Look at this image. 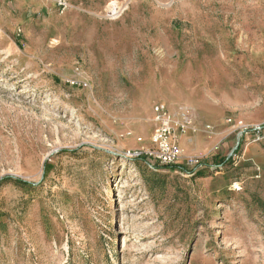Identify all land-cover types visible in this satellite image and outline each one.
Listing matches in <instances>:
<instances>
[{"label":"rangeland","instance_id":"obj_1","mask_svg":"<svg viewBox=\"0 0 264 264\" xmlns=\"http://www.w3.org/2000/svg\"><path fill=\"white\" fill-rule=\"evenodd\" d=\"M65 1L0 0V264H264V0Z\"/></svg>","mask_w":264,"mask_h":264},{"label":"built area","instance_id":"obj_2","mask_svg":"<svg viewBox=\"0 0 264 264\" xmlns=\"http://www.w3.org/2000/svg\"><path fill=\"white\" fill-rule=\"evenodd\" d=\"M59 5L63 8L67 7V1L59 0ZM114 6V5H112ZM113 9V7H112ZM113 12L120 11V7L116 4ZM182 121L175 119V116L166 103L159 102L153 107V123L154 131L151 139L152 146L144 151H129L126 156L129 158H145L151 163L161 166H173L182 160L188 162L196 171L204 170L206 165L200 158L187 157L180 146L178 133H186L190 129V121L186 114L181 115ZM229 123H233L231 120ZM237 130L243 129L248 131V127L240 124H233ZM254 142H264V128L257 126L253 128ZM195 133V131H194ZM130 134L128 133L127 136Z\"/></svg>","mask_w":264,"mask_h":264},{"label":"crops","instance_id":"obj_3","mask_svg":"<svg viewBox=\"0 0 264 264\" xmlns=\"http://www.w3.org/2000/svg\"><path fill=\"white\" fill-rule=\"evenodd\" d=\"M213 121V120H212ZM234 122V124H240V123H242L243 124V122L242 121H239V120H235V121H233ZM244 125V124H243ZM250 125H257V124H250ZM233 131H236V127H235V125H233L232 126V128H231ZM224 131H222L221 133H220V135L223 133ZM209 138H210V136H209ZM201 141V143H203V146H205V145H210L211 144V142H212V140H206V138L205 139H200ZM264 144V143H263ZM185 147H187L186 146V144L184 143L183 144ZM250 151L251 152H254L253 153V155H249L251 158L252 157H254L256 160H257V162H260V163H263L264 164V152H259V149L257 148V147H251L250 148ZM249 151V152H250ZM249 157V158H250Z\"/></svg>","mask_w":264,"mask_h":264},{"label":"trees","instance_id":"obj_4","mask_svg":"<svg viewBox=\"0 0 264 264\" xmlns=\"http://www.w3.org/2000/svg\"><path fill=\"white\" fill-rule=\"evenodd\" d=\"M170 167V166H169ZM17 183H20L24 186H31L32 184L31 183H28V182H25V181H22V180H19V181H16Z\"/></svg>","mask_w":264,"mask_h":264},{"label":"bare ground","instance_id":"obj_5","mask_svg":"<svg viewBox=\"0 0 264 264\" xmlns=\"http://www.w3.org/2000/svg\"><path fill=\"white\" fill-rule=\"evenodd\" d=\"M235 188H236V189H240V187H239L238 185H235Z\"/></svg>","mask_w":264,"mask_h":264}]
</instances>
